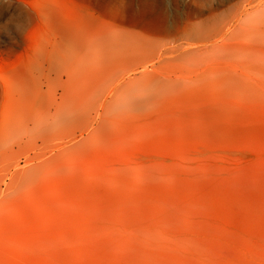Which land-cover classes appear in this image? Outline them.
<instances>
[{
    "label": "rangeland",
    "instance_id": "374dc122",
    "mask_svg": "<svg viewBox=\"0 0 264 264\" xmlns=\"http://www.w3.org/2000/svg\"><path fill=\"white\" fill-rule=\"evenodd\" d=\"M50 3L103 49L5 91ZM0 264H264V0H0Z\"/></svg>",
    "mask_w": 264,
    "mask_h": 264
},
{
    "label": "bare ground",
    "instance_id": "6f19581e",
    "mask_svg": "<svg viewBox=\"0 0 264 264\" xmlns=\"http://www.w3.org/2000/svg\"><path fill=\"white\" fill-rule=\"evenodd\" d=\"M46 6L44 10L38 8L39 16L44 18L45 29L42 31L43 36L41 35L39 43L34 48L35 53L28 58L27 62L23 60L8 70L2 68L5 91L14 82L20 86L35 80L52 82L53 77L60 74L75 76L77 67L85 61L87 55H90L91 50H101L106 43V31L110 30L111 23L104 18L94 16L78 4L54 5L50 3ZM20 10L24 11L23 8ZM116 10L118 11L114 7L111 13L114 14ZM30 19L29 12L24 11L19 15L18 25ZM86 19L87 21L84 22ZM35 33L36 31L31 35ZM66 53L73 60L72 67H66L62 61V55ZM97 70L102 73V69ZM95 84L98 87L101 82L96 81ZM19 86L13 89L19 95L15 101L21 102L27 95V91ZM65 86L69 88L71 85L66 83Z\"/></svg>",
    "mask_w": 264,
    "mask_h": 264
}]
</instances>
